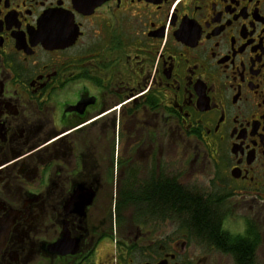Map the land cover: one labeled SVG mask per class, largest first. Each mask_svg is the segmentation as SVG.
Returning <instances> with one entry per match:
<instances>
[{"label": "flooded vegetation", "instance_id": "flooded-vegetation-1", "mask_svg": "<svg viewBox=\"0 0 264 264\" xmlns=\"http://www.w3.org/2000/svg\"><path fill=\"white\" fill-rule=\"evenodd\" d=\"M96 1L0 0V264H264V0Z\"/></svg>", "mask_w": 264, "mask_h": 264}, {"label": "trees", "instance_id": "trees-1", "mask_svg": "<svg viewBox=\"0 0 264 264\" xmlns=\"http://www.w3.org/2000/svg\"><path fill=\"white\" fill-rule=\"evenodd\" d=\"M147 200L146 204L153 205L156 213L168 212L171 219L186 221L191 231L213 242L221 241L219 229L222 204H215L212 200L205 201L198 193L185 191L173 179L166 191L157 190ZM164 207H167L166 212ZM240 251V264H253L252 260L246 259L250 256L247 246H240Z\"/></svg>", "mask_w": 264, "mask_h": 264}, {"label": "rangeland", "instance_id": "rangeland-1", "mask_svg": "<svg viewBox=\"0 0 264 264\" xmlns=\"http://www.w3.org/2000/svg\"><path fill=\"white\" fill-rule=\"evenodd\" d=\"M184 150L181 148L179 149H172L171 153V160H172V169L173 171L177 173H183L182 170L184 168L183 160L181 157H183ZM189 171L192 172L193 170H196L195 174L193 175L194 186L198 187L200 189H208L210 186L209 178L210 175L208 174V170L203 167L202 162H198L196 165L190 166ZM190 172L188 174L190 175ZM191 176V175H190Z\"/></svg>", "mask_w": 264, "mask_h": 264}, {"label": "water", "instance_id": "water-1", "mask_svg": "<svg viewBox=\"0 0 264 264\" xmlns=\"http://www.w3.org/2000/svg\"><path fill=\"white\" fill-rule=\"evenodd\" d=\"M98 3L100 2L96 0H91L90 2L88 0H75V4L77 6L85 7V8L89 6L95 7V5H98Z\"/></svg>", "mask_w": 264, "mask_h": 264}]
</instances>
